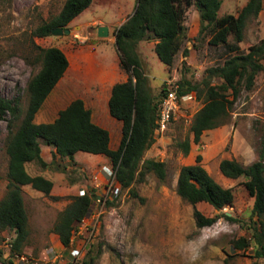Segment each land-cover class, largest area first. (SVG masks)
Instances as JSON below:
<instances>
[{
    "label": "rangeland",
    "instance_id": "rangeland-1",
    "mask_svg": "<svg viewBox=\"0 0 264 264\" xmlns=\"http://www.w3.org/2000/svg\"><path fill=\"white\" fill-rule=\"evenodd\" d=\"M66 1L0 0V94L7 99H20L23 115L30 101L28 82L41 68L37 62V46L58 47L70 58L78 48L101 46L104 48L100 52L105 50L113 56L116 46L114 31L128 20L136 6V0H93L92 5L70 23L69 34L37 38V28L58 16ZM247 3L248 0H223L219 17L238 15ZM106 23L110 24V34L101 38L98 30ZM186 26L188 39L185 46L190 53L183 57L180 52L172 68L158 58L154 40L139 44L138 53L156 103L162 98L167 83L179 84L183 76L194 84L203 85L204 80H211L212 85L222 84L223 80L213 78L209 71L224 65L228 58L239 52L248 53L252 46L264 40V12L249 20L244 39L238 44L240 51L233 54L227 51L226 46L209 44V31L201 33L195 6L187 13ZM228 43H235L233 35L229 36ZM72 61L68 79L56 91V96L62 93L66 100L51 97L37 113V124L53 122L58 117V110L68 103L67 98L85 89L86 82L82 78L79 79L81 83L78 78L70 79L79 72L77 60L73 58ZM203 103V99L183 103L182 110L168 130L155 132V142L144 159L164 162L167 176L160 180L153 172H147L145 179L133 186L138 198L130 190H121L111 161L102 155L81 152L75 164L58 159L54 165L46 151L42 157L51 161L48 167L30 163L28 170L32 173L48 177L52 171L55 181L51 196L59 199L54 200L31 187L23 190L29 238L21 255L26 260L17 262L21 260L15 258L16 264H87L89 258L94 259V264H205L212 261L215 264H264V259L255 255L257 245L252 236L257 218L252 214L254 198L245 188L246 178L230 179L220 170V163L225 159L236 160L244 166L259 160L264 134V70L257 75L252 90H246L242 85L241 94L226 122L206 131L200 144H195L191 126ZM100 119L112 132V148H118L122 132L106 117L101 116ZM21 120L17 122V128ZM8 135L7 122L1 121L0 202L8 194ZM187 139L192 145L190 153L185 155L178 144ZM42 146L48 148L44 143ZM198 156L202 157L201 164L213 179L224 188L232 189L235 196L232 206L222 211L207 203L197 204L196 208L204 215L217 220L211 227L202 229L196 225L195 207L177 193L182 167L195 165ZM57 168H66V172L62 173ZM73 184H76L75 188H70ZM90 189L95 191L98 199L87 218L75 228L70 245L72 250L58 248L61 241L52 232L54 225L71 203L70 196L84 195ZM224 214L233 220H228ZM224 224L228 225L229 231H220ZM214 232H219V235L208 239L201 248V235L212 236ZM15 237L11 229L0 231V261L13 260L14 256L9 251ZM242 238L250 242L246 251L235 249L236 242ZM77 249H80L78 256L74 252ZM196 251L198 259L192 260L190 253Z\"/></svg>",
    "mask_w": 264,
    "mask_h": 264
},
{
    "label": "trees",
    "instance_id": "trees-1",
    "mask_svg": "<svg viewBox=\"0 0 264 264\" xmlns=\"http://www.w3.org/2000/svg\"><path fill=\"white\" fill-rule=\"evenodd\" d=\"M92 3L93 0H67L58 16L37 28L36 37L46 38L52 35L55 28H68ZM222 4L223 0H136L133 14L114 31L120 66L128 74L127 81L113 87L109 103L111 117L122 123V138L116 150L111 148L110 132L93 122L91 111L80 99L60 111L53 122H35L37 113L69 69V60L62 49L36 47L37 62L41 68L28 82L30 101L26 113L23 115L20 99H7L0 94V122H7L9 132L6 145L9 158L8 194L0 202V231L11 229L16 235L12 243V257L23 254L29 238L23 187L30 185L47 196H51L54 187L51 180L44 176L33 177L26 168L30 163L42 168L49 165L41 155L42 143L55 149L51 162L54 165L58 159L75 164V155L79 152L107 157L121 190H130L137 198L139 196L133 186L144 180L147 172H153L160 180L166 178L164 162L144 159L145 153L155 142L159 104L155 102L149 86L138 47L141 42L154 40V51L168 68L173 67L180 52L183 57H188L190 50L185 46L188 39L186 19L189 9L195 6L200 17L201 33L209 31V44L214 47L226 46L232 54L239 52L238 44L244 39L249 20L258 18L264 12V0H248L238 15L219 17ZM231 35L234 36V44L228 43ZM263 60L264 40L252 46L248 53L239 52L228 58L224 65L209 71L213 78L222 79V84L212 85L211 80H204L203 85L194 84L183 76L179 83L180 93H195L197 100L204 101L191 126L193 143L200 144L206 131L226 122L241 94L242 85L246 90L254 87L257 75L264 70ZM19 120L21 123L17 128ZM178 145L185 155L190 153L192 142L189 139ZM201 162L202 157L198 156L195 165L182 167L177 184L178 195L195 207L194 216L199 229L211 227L217 220L204 215L196 208L197 204L207 203L215 210L222 211L232 206L235 199L233 190L216 182ZM66 168L57 169L65 173ZM220 170L230 179L246 178L245 188L254 198L252 214L257 218L252 236L257 245L255 255L264 259V134L258 161L244 166L236 160L225 159L220 163ZM97 199L92 189L86 190L84 195L70 196L71 203L61 213L52 230L64 247H70L75 228L87 218ZM224 216L233 220L227 214ZM249 246L250 242L242 238L236 242L235 249L246 251ZM86 263L94 264V259L89 258ZM0 264H12V260H1Z\"/></svg>",
    "mask_w": 264,
    "mask_h": 264
},
{
    "label": "crops",
    "instance_id": "crops-1",
    "mask_svg": "<svg viewBox=\"0 0 264 264\" xmlns=\"http://www.w3.org/2000/svg\"><path fill=\"white\" fill-rule=\"evenodd\" d=\"M126 22V21H125ZM124 22V23H125ZM123 24V23H122ZM120 24V26L122 25ZM106 26L109 28L110 31V24L106 23ZM119 26V27H120ZM115 38V37H114ZM142 43V42H141ZM115 44V42H114ZM107 48L109 46H106ZM105 47V48H106ZM115 47L114 55H109L105 50L100 52L101 49L104 47L97 46L95 48H85L81 47L75 50L73 53V58L77 60V66H78V73L73 75L72 80L74 78H78V81L80 78L83 79L84 82H86L84 86V90L82 92H77L73 96H69L67 98L68 103H66L61 109L58 111H62L66 109L73 101L75 100H82L88 110L92 113V120L95 124L99 125L102 128L107 129L110 132L111 135V145H112V132L110 131L109 127L106 123L100 119L101 116L106 117V120L112 124V126H115L116 129H120L122 132V123L115 120L111 117L109 112V103L112 96V90L113 87L118 83H123L127 81L128 77L125 75V73L122 72L121 66H120V56L119 52ZM153 47H155V43L153 44ZM66 54V53H65ZM67 55V54H66ZM67 58L69 60V69L67 70L65 76L63 79L58 83L56 88L53 90V92L49 95L45 103L51 98L56 97L57 100H66V96H64L62 93L58 94L56 96V91L58 86L67 78V75H69V70L72 65V59L67 55ZM80 82V81H79ZM81 83V82H80ZM44 103V104H45ZM44 106V105H43ZM120 136V135H119ZM122 138V134H121ZM120 138V141H121ZM48 148L44 149V147L41 144V154L44 157L45 152L47 151L50 156L53 159V152H55V149L52 147L47 146ZM112 148V146H111ZM113 149V148H112ZM117 148L113 149L116 150ZM81 153V152H79ZM79 153L75 155L76 162L79 161ZM42 157V158H43ZM45 162L48 164L51 162L48 159L43 158ZM28 165H26L27 171L31 176H44L45 178L51 180L53 183L55 181V177L52 176V171L50 176L46 177L44 174H35L28 170ZM47 165L46 167H48ZM56 174V173H55ZM57 175V174H56ZM76 184H73L70 188H75ZM32 188L30 185H26L23 187L24 189ZM54 190V188H53ZM38 193H41L37 190H35ZM60 246L58 248L60 249H67L70 252V249L72 250L71 246L69 248H65L61 243H59Z\"/></svg>",
    "mask_w": 264,
    "mask_h": 264
},
{
    "label": "built area",
    "instance_id": "built-area-1",
    "mask_svg": "<svg viewBox=\"0 0 264 264\" xmlns=\"http://www.w3.org/2000/svg\"><path fill=\"white\" fill-rule=\"evenodd\" d=\"M167 87L164 89V95L158 102V112H157V120H156V133H162L168 130L170 125L173 121H175L178 117L179 112L182 110V104L196 100L197 96L195 93H188V94H181L180 93V85L175 82H168ZM118 190L115 188V191ZM12 245H10V251L11 252ZM80 249L74 250V252H77V255L79 254ZM15 258L20 259L22 262L26 260L21 255H15L13 257L12 262L16 264Z\"/></svg>",
    "mask_w": 264,
    "mask_h": 264
},
{
    "label": "water",
    "instance_id": "water-1",
    "mask_svg": "<svg viewBox=\"0 0 264 264\" xmlns=\"http://www.w3.org/2000/svg\"><path fill=\"white\" fill-rule=\"evenodd\" d=\"M71 32L70 29L66 28H55L52 30L53 36H63L64 34L67 35ZM110 34L109 28L107 26H101L98 30V36L101 38H106Z\"/></svg>",
    "mask_w": 264,
    "mask_h": 264
},
{
    "label": "clouds",
    "instance_id": "clouds-1",
    "mask_svg": "<svg viewBox=\"0 0 264 264\" xmlns=\"http://www.w3.org/2000/svg\"><path fill=\"white\" fill-rule=\"evenodd\" d=\"M229 230L230 229L228 228V225L227 224H224L223 227L220 229V231H229ZM218 235H219V232H214L212 234V236H207V235L202 234L201 235V238H200V247L202 248L203 245H204V243H206L208 239L214 238L215 236H218ZM198 255H199L198 254V251L192 252V253H190V258L192 260H196V259H198ZM205 264H215V262L214 261H212V262H205Z\"/></svg>",
    "mask_w": 264,
    "mask_h": 264
}]
</instances>
